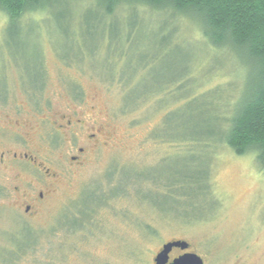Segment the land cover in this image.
<instances>
[{"label": "rangeland", "instance_id": "374dc122", "mask_svg": "<svg viewBox=\"0 0 264 264\" xmlns=\"http://www.w3.org/2000/svg\"><path fill=\"white\" fill-rule=\"evenodd\" d=\"M95 6L13 28L0 12V264H154L172 241L203 264H264V171L223 144L254 69L185 16ZM131 86L153 91L123 108Z\"/></svg>", "mask_w": 264, "mask_h": 264}, {"label": "trees", "instance_id": "16d2710c", "mask_svg": "<svg viewBox=\"0 0 264 264\" xmlns=\"http://www.w3.org/2000/svg\"><path fill=\"white\" fill-rule=\"evenodd\" d=\"M64 1L0 0V12L6 18V27L13 28L18 26L20 19L25 15L36 11L44 12L46 7L53 4L59 6ZM95 2L97 6V8L95 6V15L107 20L108 18L106 17L112 15L121 5L142 6L151 11H165L170 17L174 15L185 16L197 24L201 36L207 42L205 43L209 44L211 48H228L243 64L253 68L254 79L251 81L248 97L238 106L236 104L234 115L228 121L229 128L225 134L223 144L236 156H242L247 153L254 154L257 166L264 171V0H95ZM69 13L70 9H68ZM68 14L67 17L69 18L70 15ZM134 21L136 22V20ZM136 23L139 24L138 22ZM171 38L170 34H163L160 37V41L166 43L165 46L167 47L171 45ZM117 45V43H114L112 49L108 48L109 51L106 53L105 45L101 44L97 46L91 55L86 57L89 60L92 57L94 58L97 55L96 51L99 54L104 53L108 56H116L118 50L120 51ZM172 47L169 49L175 50L177 48ZM61 59L68 62L82 61L80 57L77 60ZM187 68V61H185L181 71L182 74L188 73ZM113 71L110 69L107 74L111 80L115 77ZM127 78L121 77L120 80L125 79L124 81L127 82L129 81V78ZM126 84L129 86L131 83ZM42 86L43 84L41 83L40 87ZM136 91H138L136 87L127 88L123 97V108L135 107L138 102H145V99L151 95L150 92L153 89H144L139 93H136ZM173 113L171 112L168 116ZM177 182L165 188L167 190L165 194L170 196L171 200H173V195L176 193V191L175 193L171 191L173 185H194L198 181H193L191 177H187ZM204 182H206V192L208 193L210 189L207 179ZM180 194L182 195V193Z\"/></svg>", "mask_w": 264, "mask_h": 264}, {"label": "water", "instance_id": "95a60500", "mask_svg": "<svg viewBox=\"0 0 264 264\" xmlns=\"http://www.w3.org/2000/svg\"><path fill=\"white\" fill-rule=\"evenodd\" d=\"M189 245L185 241L168 242L161 247V251L154 258V264H167L168 254L172 249H179L180 251L188 250ZM170 264H203L201 258L194 253L185 252L178 258H175Z\"/></svg>", "mask_w": 264, "mask_h": 264}, {"label": "flooded vegetation", "instance_id": "af4514ba", "mask_svg": "<svg viewBox=\"0 0 264 264\" xmlns=\"http://www.w3.org/2000/svg\"><path fill=\"white\" fill-rule=\"evenodd\" d=\"M79 151H80V153L82 152V150H79ZM14 158H16L15 155H14ZM23 158H27V156L24 155ZM72 159L74 160L75 158H72ZM2 163H3V156H0V164H2ZM41 196H42V195H40V197H41ZM29 209H30V207H29V206H26V207H25V212H28ZM173 250H178V251H180L179 249H172L171 252L168 254V262H167V264H170L175 258H178V257L181 256L182 254H184L185 252H187V250H186V251H180L179 254H177V256L172 257L171 254L173 253ZM160 251H161V250H160ZM160 251H159V252H160ZM159 252H158V253H159ZM158 253H157V254H158Z\"/></svg>", "mask_w": 264, "mask_h": 264}]
</instances>
